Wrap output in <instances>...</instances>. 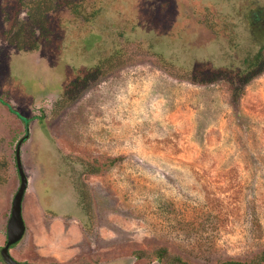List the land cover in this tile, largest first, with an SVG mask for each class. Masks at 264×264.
<instances>
[{
  "label": "rangeland",
  "instance_id": "rangeland-1",
  "mask_svg": "<svg viewBox=\"0 0 264 264\" xmlns=\"http://www.w3.org/2000/svg\"><path fill=\"white\" fill-rule=\"evenodd\" d=\"M258 53L264 0H0V249L22 139L18 262L263 252Z\"/></svg>",
  "mask_w": 264,
  "mask_h": 264
},
{
  "label": "water",
  "instance_id": "water-1",
  "mask_svg": "<svg viewBox=\"0 0 264 264\" xmlns=\"http://www.w3.org/2000/svg\"><path fill=\"white\" fill-rule=\"evenodd\" d=\"M22 139L19 140L15 150V162L19 177V186L13 196L9 219L6 223V242L0 249V258L4 264H29L26 262H18L12 258L9 253L10 248L17 244L25 233V225L21 214V203L23 195L27 188V178L24 175L19 158V149Z\"/></svg>",
  "mask_w": 264,
  "mask_h": 264
},
{
  "label": "trees",
  "instance_id": "trees-1",
  "mask_svg": "<svg viewBox=\"0 0 264 264\" xmlns=\"http://www.w3.org/2000/svg\"><path fill=\"white\" fill-rule=\"evenodd\" d=\"M260 59H261V55H260V53H258L255 57H253L249 61H245L244 65H243L242 72L238 73L236 77L239 78L240 76L243 75V73L253 72L254 70H256V72H258L257 69L259 68V70H260L264 66V64L262 63V61H260ZM233 90L236 91L234 88H233ZM233 95H235V98H236V94L233 93ZM0 103L3 106H5L10 113L14 114L18 119H20L23 122V124L27 125L28 120L26 118L22 117L16 111H14L9 104H7L3 101H0ZM116 160L117 159H112V160L108 161V163L114 164L116 162ZM98 170H99L98 168L94 169L92 174H96L98 172ZM154 252H155L154 255H155L156 260H158V262H160L161 264H190V263L182 261V259L178 256L171 255L172 259L166 258L168 255H167L166 249H164V248L157 249ZM263 262H264V251L253 256L248 261L241 262V261L228 260V261H224V262H219L217 264H260Z\"/></svg>",
  "mask_w": 264,
  "mask_h": 264
}]
</instances>
